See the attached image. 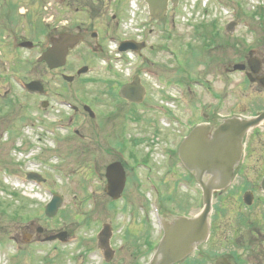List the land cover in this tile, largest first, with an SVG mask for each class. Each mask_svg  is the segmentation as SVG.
I'll return each instance as SVG.
<instances>
[{
  "label": "rangeland",
  "instance_id": "374dc122",
  "mask_svg": "<svg viewBox=\"0 0 264 264\" xmlns=\"http://www.w3.org/2000/svg\"><path fill=\"white\" fill-rule=\"evenodd\" d=\"M234 1L236 3H234ZM237 2H239L241 6H239ZM215 3H217V5L225 6V8L228 10V20L225 19L219 22L217 21L216 27L218 30L215 31L221 34H225V29H223L222 27L225 24L223 25V23H225L226 20L228 22L231 20L236 21L237 26L234 29L233 37L240 38L244 43L240 44L239 41H235L233 44H231L232 46L228 47V50L226 49V53L220 51L223 49H217L216 51H214V53L217 54V52L220 51L219 58L223 59L224 61L215 58V61H217L216 64L219 65L215 66L214 64L212 67L211 62L205 63L206 61L204 59L205 62L201 61L200 63H196L195 65L189 67L188 74L191 78H197V80L206 81L205 85L209 86L206 88L210 89L211 96L216 97L215 100H212L213 97L207 98L209 94L204 92L200 93V99L204 101V103H201L205 108L210 107V105H213L214 103H219V105L222 106L221 110L227 111L228 108V112L230 110H233L234 107L239 106H245L246 109L249 111L259 109L261 108V106H264V100H252L251 98H253L254 96L250 97L249 95H246L241 91V89L243 88V84L240 83V81L243 79V74L236 72L233 74L228 73L227 75L225 72L226 69L230 68L232 64L239 61V54H241L242 56H246V51H240L239 53H237L238 49H255L258 55L263 52L262 50H259L256 46H258V42L264 43V24L263 26L260 25L261 23L254 24V20H252V18H254L255 16L251 15V13L254 10H257V8L255 7H257L258 4L264 5V0H215ZM262 12L263 16L261 17V19L263 20L264 10H262ZM176 29L177 30L174 31L173 35L175 42L169 41L168 45L170 46L171 43V47L175 50V52L178 53L179 51L180 55H177V59L181 61L184 60V56L182 55V53L183 50L187 48L186 43L189 41L190 36L188 30L190 31L191 29H188L183 25H179V27ZM156 38L157 36L156 34H154V41L156 40ZM233 41L234 39H232V42ZM182 42L184 47L186 48L181 46ZM201 43L202 41H200L198 44ZM198 44L196 46H198ZM217 47L219 48L220 46L217 45ZM202 50L205 54V49L202 48ZM225 54L228 56H226ZM166 57L164 56L166 62H168L169 69L167 70L165 67H163L162 72L167 73L165 75L168 77L167 80L176 81V77H174L175 75L171 76L177 71V69H175L176 64H174L171 60H168ZM0 58H2V54L0 55ZM227 61L228 64L223 63ZM7 64L8 63L6 61H0V90L6 91V94L0 96V102H3L7 97L13 99V104H16L15 109H13V114H20L19 117L24 115L26 117V120L21 121L19 120V117H17V119L10 120L14 124L6 126L22 128L26 124L38 122L40 119L43 118V116H49L48 114L44 113H41L40 116H37L35 114L39 113L36 112L37 107L35 106L37 99L35 100L27 95L25 96L22 89L19 88V85H15L13 81L21 79L18 78L19 76H24L23 78H32L33 76L38 77L40 75L39 72L37 70H32V72H26L23 70V66L18 68V70H16L17 68L6 69L5 67ZM184 67L187 68V63H185ZM178 75L180 76V78L186 79L184 77L183 71L180 70ZM52 78L53 77L51 76V79ZM225 79H228V83L224 81ZM120 81L124 82L126 81V79L121 78ZM58 82H61V80L59 81V78H56V83L58 84ZM79 84L80 83L76 84L77 87L79 86ZM163 84L164 83H160V85L162 86ZM64 86L66 85L64 84ZM73 87L75 86L73 85ZM81 89L83 90V88ZM83 94H86V90ZM226 94H228V103L224 102V97L226 96ZM241 97H249L250 100L242 99ZM115 99L116 98L114 97L113 100ZM200 99H192L193 101L191 102V106L186 110V112H176V109L173 110L175 111V113H177V116L181 115L183 117L182 120L184 121V125H186L188 122H192L198 119L197 117L195 118L194 109L198 104H200ZM118 106V102L111 103L112 109H108L107 111H105L104 117L112 115L111 113H113L114 108ZM142 108L146 109V107ZM5 110V107H0L1 117H3ZM222 111L217 112L221 113ZM119 114L120 112L116 115L118 116ZM154 116L156 118L153 121L155 122L153 123L154 125H152L153 128L149 131L145 129L144 132H142L140 135L151 139L155 130L157 129L159 131V134L153 136L152 138H157L156 141H158V145L151 146L155 147V149L152 150L149 149L147 145H143L141 149L133 145L134 147H132L135 153L132 154L130 153V151L127 152L128 154H132L127 157L129 158L127 160H132L133 162V159L139 157L138 154L140 152H146L149 149L152 153L150 158L151 162L153 163V166L137 167L136 171L133 170L135 166H132L130 174L132 176V185L126 188L123 195L126 199H128L129 202H132L134 196L140 194V189L142 191H147L146 189H152L155 190V193H152L155 198L159 199V203L161 202L160 206L164 212L170 209L171 205L168 202L170 201V199L175 197L180 202H174L178 210L187 212L189 214L193 213L194 211H196V207L189 208L194 194L193 184L191 182H187L188 184L183 183V188L181 186H178L177 188V183L174 180V175L178 174L176 172L178 170L174 167H171L172 165L168 166L170 165V163L175 165L174 161L176 160V158L172 155V157L169 158L170 160L168 162H165L168 158V152H165L164 146L167 144V148H174L175 145L179 142L178 138L181 135V131L185 130L186 128H176V124L174 125L173 123H170L166 118H164L163 115L158 114ZM127 125L130 126L132 129H135V127L131 123L127 122L126 126ZM170 126H173L174 130H168V127ZM82 131L84 132V134L88 135L87 132L91 133L93 130L86 131L85 129H83L80 131L81 135L83 134ZM137 131L139 132V130H136V132ZM85 138V142H88L90 136H85ZM165 141L167 143L164 145ZM252 142H255V140L253 139ZM18 143L19 142H17V144ZM131 145L132 144L130 141L127 142V147H130ZM102 147H106V145L100 143V148L102 149ZM70 151L71 150L69 147L67 149L65 147H62L57 151L59 159H62V162L59 165L57 172L49 173L50 185L52 184L55 187H58V185H60L64 193V202L61 206L60 214H57V217L48 221V223H45L46 220L42 218L41 213L43 210L42 208H44V205L40 204L39 199H37L35 203H31L33 201L23 200V198H21L22 196L20 195L19 197L11 198L10 196L6 198L3 197L2 207L4 208L5 213H0V264H45V259H47L49 256H62L60 260H62L63 262L59 264H83L81 263V255L83 250H81L79 246H76L78 242L63 246L64 253L61 255V251H55L53 249L54 245L49 243L43 245L42 242H39V239L43 238L42 236L47 235L50 232H59L64 229L66 231H69V236H75L74 238L76 240L78 239L83 244L84 242L86 243L87 239L89 240L92 237H89V235L93 233L95 228H98L101 220H103L104 222L111 220V223H113L114 225H120V223H123L124 221V227L122 229V232L117 237L119 239H124V244L122 248H120L116 252L115 258L112 259L111 264H132V258L134 259L135 263L144 264L148 257L145 255V252L148 250V248L146 247V242L149 240V237L151 239L155 234V226L153 222L152 226L149 225L150 230L148 231V229L146 230L147 223L145 222V219L142 215H138V218H136L135 221H132L129 218H125V220L120 221V217L118 216H110L108 218L103 217L102 219L101 217L105 209L104 205L107 202V197L103 196V183L101 184V182L99 181L92 180V175H94L93 171L97 170V172L100 171V173H102V170L104 168V164L101 163L103 161L101 155L102 153L100 152V160H97V158L94 156L93 159L95 161H92L90 163L88 155H83L84 157L82 159L79 158L78 162H75L74 157H72ZM99 162L101 164L97 165V163ZM259 165V161H257L256 158H254L253 153H251L249 156L248 163H245L244 169L240 174V180H242V177L244 175H246L247 177L255 176V170L258 172L259 175L262 170V168H258L262 167ZM255 167L257 168L255 169ZM84 177L88 179V182H94V185L92 187V191H95L94 198L92 197L87 200H91V203L92 200L95 201V203L93 202L92 205H90L91 207H88L86 202H81V199H79L78 201V198L73 199L72 197V195L74 194L81 195L82 192L77 187V185L80 186L79 180L84 179ZM136 177L137 183L135 182ZM16 181L17 180H14L9 183V190H13L14 186L19 183L18 181ZM19 186L21 187L19 189H16L18 191L21 190L23 192H28L29 190H31L30 186H28L27 184L22 185V182L19 183ZM19 194L21 193L19 192ZM225 197L227 198L225 199L226 203L222 207L225 209L228 208V212L227 214L222 213L224 217L217 218L214 221L216 229L214 230L211 241H209L208 244L201 248L202 251L200 250V252L202 253L208 252L212 254V256H214L215 254L227 253L229 252L228 250H230L233 246L231 241H229L230 238H236L238 233H243V231L241 230L242 227L239 226V223L236 220L239 213L230 205L232 200H230L227 195H225ZM147 198L149 202H151V204H153L154 206L155 198H152V195L149 196L148 194ZM183 200H187L188 203H181L183 202ZM100 208H102L101 212H99ZM151 216L152 215L150 214V218ZM256 216H260L259 212L258 214H256ZM262 221L263 220H258L260 224H262ZM29 222H32V224L30 225ZM38 225L44 228V232L42 235H37L36 231L32 229L33 227L35 229ZM220 226H223V228H226V230L228 229L225 233L222 234V236H220L217 231ZM13 235H16L22 241L25 240L28 243L31 242L29 244H34L36 248L35 246L28 248L27 246L29 244H26L23 246V252L16 257V255L18 254V245H13V243L11 242V236L13 237ZM41 243L44 248L36 245ZM86 244L88 247H93L94 241H90L89 245L88 242ZM39 248L41 251L39 250ZM133 248L135 249V252L134 250L132 251ZM5 258H7V260ZM87 264H95V259L92 257H88Z\"/></svg>",
  "mask_w": 264,
  "mask_h": 264
},
{
  "label": "flooded vegetation",
  "instance_id": "af4514ba",
  "mask_svg": "<svg viewBox=\"0 0 264 264\" xmlns=\"http://www.w3.org/2000/svg\"><path fill=\"white\" fill-rule=\"evenodd\" d=\"M128 7L129 0H0L1 49L13 55L20 51L36 54L33 61L40 75L30 80L40 82L44 89L43 95L33 94L37 97L36 109L50 111L53 108L51 103L56 88L51 76L56 77L57 71L63 75L67 67L71 72L70 68L78 62L82 65L88 61L99 63V70H103L101 64H109V48L115 42L119 47ZM139 31L145 46L140 50L133 48L131 52L136 57L147 50L145 41L151 37L152 27L145 24ZM64 35L75 38L69 47L68 62L64 67L50 70L37 58L49 47H55ZM24 39L33 42L26 46L28 50L18 48Z\"/></svg>",
  "mask_w": 264,
  "mask_h": 264
},
{
  "label": "water",
  "instance_id": "95a60500",
  "mask_svg": "<svg viewBox=\"0 0 264 264\" xmlns=\"http://www.w3.org/2000/svg\"><path fill=\"white\" fill-rule=\"evenodd\" d=\"M154 17L159 20L164 19L166 8V0H146ZM248 123H241L230 119L223 122L213 133H209L207 128L198 127L192 131L189 138L180 150L181 158L188 169L193 172L199 182L204 179V174H210L211 177L204 185L205 191V210L202 215L191 221L185 222V229L190 234L179 236L176 231L183 230L179 222H175L172 231H167L165 238L161 241L158 249L150 264H170L171 262L184 257L187 250L192 246V242H197L198 238L206 233L207 215H208V200L211 196V191L221 189L228 181V176L234 165L235 158L239 153L236 137L241 136ZM226 136L232 137L233 145L225 141ZM230 151L227 156H222L223 148ZM55 199V198H54ZM53 199L51 206L55 208L58 201ZM52 208V209H53ZM182 220V219H180ZM179 226V227H178Z\"/></svg>",
  "mask_w": 264,
  "mask_h": 264
}]
</instances>
